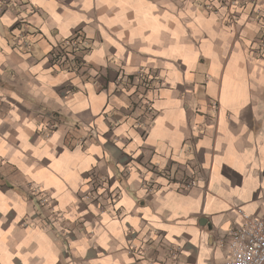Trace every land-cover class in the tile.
I'll use <instances>...</instances> for the list:
<instances>
[{"label":"crops","instance_id":"0c3cea01","mask_svg":"<svg viewBox=\"0 0 264 264\" xmlns=\"http://www.w3.org/2000/svg\"><path fill=\"white\" fill-rule=\"evenodd\" d=\"M22 1L0 13V264L221 263L239 212L264 215V0L233 23L203 0ZM75 34L78 69L55 54Z\"/></svg>","mask_w":264,"mask_h":264},{"label":"built area","instance_id":"2783aa9c","mask_svg":"<svg viewBox=\"0 0 264 264\" xmlns=\"http://www.w3.org/2000/svg\"><path fill=\"white\" fill-rule=\"evenodd\" d=\"M200 5L204 8L212 11H225L226 22L233 23L236 21L235 9L237 5L236 0H203ZM253 1H250L249 13L255 11L254 18L257 23L262 27L264 26V13H261L257 8H254ZM22 0H0V13L4 12L7 8L14 9L17 13L21 11L24 7ZM35 8V7H33ZM32 8V13L34 12ZM37 10V9H36ZM31 11V9H30ZM19 32L18 36L24 37L26 31L23 26L26 25L25 19L18 18ZM64 46V48H63ZM85 46L82 41L81 35H73L64 41L61 45H58L55 54L60 56H65L68 58L71 56L72 65L71 67L78 69L81 64V58L78 56V51ZM258 49H264V36L259 40ZM153 77V76H152ZM134 79L140 81L142 84L147 85V81L151 78L149 77L145 70L138 69L134 73ZM158 82L159 79H156ZM145 106L148 111H152L151 101H146ZM195 184L193 178H185L183 181V186L185 188H190ZM37 194L38 201L43 206H49L47 198L43 194H39L35 190L32 193ZM51 213L57 219V215L51 208ZM241 221L235 225L228 232L226 239L227 254L225 259L219 264H264V215L250 214L240 211Z\"/></svg>","mask_w":264,"mask_h":264}]
</instances>
